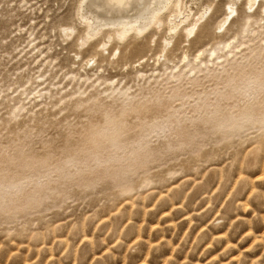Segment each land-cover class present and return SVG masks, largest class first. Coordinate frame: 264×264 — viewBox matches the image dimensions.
Here are the masks:
<instances>
[{"label": "rangeland", "instance_id": "1", "mask_svg": "<svg viewBox=\"0 0 264 264\" xmlns=\"http://www.w3.org/2000/svg\"><path fill=\"white\" fill-rule=\"evenodd\" d=\"M77 1L0 0V264H264V0Z\"/></svg>", "mask_w": 264, "mask_h": 264}, {"label": "bare ground", "instance_id": "2", "mask_svg": "<svg viewBox=\"0 0 264 264\" xmlns=\"http://www.w3.org/2000/svg\"><path fill=\"white\" fill-rule=\"evenodd\" d=\"M178 6L179 0H78L76 14L84 20L85 33L88 35L92 32L98 33L103 25H107L110 29L108 38L123 40L129 33L138 35L146 31L152 24L160 25L163 22L164 11L169 10L170 16L174 15L177 13ZM89 10L105 15L109 14L110 17L102 21L98 19L97 14L88 13ZM131 11H134L132 15L129 13ZM231 13L232 11H229L224 22L228 20ZM88 14L89 16H87ZM198 20H195L190 27L183 29L186 37L194 32ZM183 22L182 20L178 23L173 22L169 29L176 32Z\"/></svg>", "mask_w": 264, "mask_h": 264}]
</instances>
